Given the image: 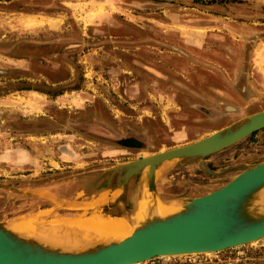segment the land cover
Masks as SVG:
<instances>
[{"label": "rangeland", "instance_id": "rangeland-1", "mask_svg": "<svg viewBox=\"0 0 264 264\" xmlns=\"http://www.w3.org/2000/svg\"><path fill=\"white\" fill-rule=\"evenodd\" d=\"M262 45L264 0H0V222L114 216L112 167L264 110ZM205 159L195 195L264 161V129ZM214 260L264 239L139 264Z\"/></svg>", "mask_w": 264, "mask_h": 264}, {"label": "water", "instance_id": "water-1", "mask_svg": "<svg viewBox=\"0 0 264 264\" xmlns=\"http://www.w3.org/2000/svg\"><path fill=\"white\" fill-rule=\"evenodd\" d=\"M264 129V110L249 114L208 136L110 169L108 185L127 191L141 174L136 202L146 191L155 201L143 219L128 212L135 231L122 240H103L71 248L24 237L0 222V264H138L160 256L216 253L264 239V161L241 170L222 187L178 200V211L157 213L158 173L171 160L189 161L221 151ZM172 203V202H171ZM176 203V202H175Z\"/></svg>", "mask_w": 264, "mask_h": 264}, {"label": "bare ground", "instance_id": "bare-ground-1", "mask_svg": "<svg viewBox=\"0 0 264 264\" xmlns=\"http://www.w3.org/2000/svg\"><path fill=\"white\" fill-rule=\"evenodd\" d=\"M119 190H122V187H119ZM262 197L264 199V194H262ZM154 201L155 200L149 194H147L145 190L142 191L141 197L136 203L137 211H135V217L143 219L145 216V210ZM178 209L179 206L175 202L168 204L162 202H159L158 204V202H156L157 213L161 216H167L171 213H174L175 211H178ZM39 220L40 219L34 215L25 216L21 219L19 218L13 220L9 223L8 227L24 237L35 238L48 244L69 248H74L79 244L81 245V242H90L96 239L122 240L123 238L130 236L135 231L133 220L127 216L117 218H113V216H111L102 218L97 215H90L89 217L80 216L76 218H66L56 222L58 224L55 223L58 227L60 224H63L62 227H59V233H54L55 230L48 228V225H40L41 220ZM43 225L46 226V228L42 227ZM56 225L55 229L57 228Z\"/></svg>", "mask_w": 264, "mask_h": 264}, {"label": "crops", "instance_id": "crops-1", "mask_svg": "<svg viewBox=\"0 0 264 264\" xmlns=\"http://www.w3.org/2000/svg\"><path fill=\"white\" fill-rule=\"evenodd\" d=\"M259 49L261 50L259 54L260 59H256L255 67L258 70V75L261 78L262 84H264L263 45L259 46ZM209 160L211 159H192L189 161L176 163L173 166L165 165L164 167H162L159 171L162 172V178H160V175L158 173L157 180V188L160 197H163L168 201H177L180 199L193 198L208 193L209 190L202 191L201 193L196 195L194 194L195 181L199 180L198 178L200 177V172L196 170L201 166L205 167V162H209ZM196 174L198 178L195 177ZM140 177L141 174L134 175L129 181L127 191L119 192L117 194V197L111 199L108 202L111 214L114 215L113 217H128V212L133 213L135 211V198L137 196L138 183L140 181ZM122 189L124 190V188Z\"/></svg>", "mask_w": 264, "mask_h": 264}, {"label": "trees", "instance_id": "trees-1", "mask_svg": "<svg viewBox=\"0 0 264 264\" xmlns=\"http://www.w3.org/2000/svg\"><path fill=\"white\" fill-rule=\"evenodd\" d=\"M60 94V93H59ZM256 132H254L253 134H255ZM191 264H253L252 261H238V262H228L227 260H214L212 262L209 261H202V262H196V263H191ZM254 264H257V262H255Z\"/></svg>", "mask_w": 264, "mask_h": 264}]
</instances>
